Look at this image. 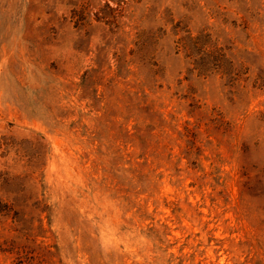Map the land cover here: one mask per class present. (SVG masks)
I'll return each instance as SVG.
<instances>
[{"label": "rangeland", "instance_id": "rangeland-1", "mask_svg": "<svg viewBox=\"0 0 264 264\" xmlns=\"http://www.w3.org/2000/svg\"><path fill=\"white\" fill-rule=\"evenodd\" d=\"M0 264H264V0H0Z\"/></svg>", "mask_w": 264, "mask_h": 264}]
</instances>
